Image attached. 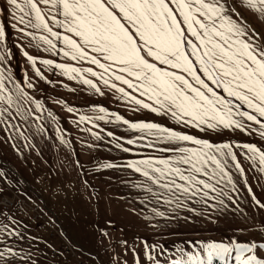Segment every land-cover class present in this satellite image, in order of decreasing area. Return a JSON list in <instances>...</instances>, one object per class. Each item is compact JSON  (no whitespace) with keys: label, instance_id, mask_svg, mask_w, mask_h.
Returning a JSON list of instances; mask_svg holds the SVG:
<instances>
[{"label":"rangeland","instance_id":"1","mask_svg":"<svg viewBox=\"0 0 264 264\" xmlns=\"http://www.w3.org/2000/svg\"><path fill=\"white\" fill-rule=\"evenodd\" d=\"M238 10L264 32V22L253 10L245 5ZM18 15L8 0H0V23L5 32L0 40L5 60L0 63L43 107L30 104L32 116L14 121L19 130L0 121V200L9 194L23 200L11 214L0 215V252H5L0 264H171L181 256L187 259L189 252L205 255L204 246L213 242L255 243L264 253L260 247L264 245V209L255 204L256 199L264 203V173L254 169L247 149L237 147L250 141L264 146L258 125L246 121L252 126L249 131L220 128L201 132L148 109L137 110L134 103L91 73H73L75 78L63 74L56 64L100 69L66 57L60 51L62 41L50 33L28 28L35 38L22 34L14 18ZM51 26L56 30L55 24ZM40 36H48L57 47L49 48ZM44 60L53 64L46 65ZM84 79L93 80L103 95L83 83ZM28 83L34 87L27 88ZM141 121L212 143L232 144L244 173L232 167L234 161L229 162L237 191L226 189L233 196L231 201L225 199L227 207L212 200L207 205L193 200L177 208L175 203H165L163 196L157 200L149 194L144 187L146 178L126 165L162 156L159 149L166 145L131 127ZM35 207L47 220L35 214ZM7 248L14 254H8ZM235 255L233 249L229 264H236ZM213 264L223 261L214 259Z\"/></svg>","mask_w":264,"mask_h":264},{"label":"snow or ice","instance_id":"2","mask_svg":"<svg viewBox=\"0 0 264 264\" xmlns=\"http://www.w3.org/2000/svg\"><path fill=\"white\" fill-rule=\"evenodd\" d=\"M8 4L19 11L14 18L22 34L35 38L28 28L50 33L62 41L60 51L66 57L100 69L56 64L63 74L75 78L73 73H91L134 103L137 110L148 109L185 127L201 132L220 128L249 131L252 126L247 121L258 125L264 137V32L238 10L245 5L264 22V0H8ZM4 36L0 23V40ZM39 39L51 49L57 47L48 36ZM28 59L36 63L34 57ZM4 60L5 54L0 53V62ZM42 63L52 65L53 61ZM36 71L40 74L38 68ZM83 83L103 95L93 80ZM33 103L43 107L0 63V121L19 130L14 121L32 116L29 105ZM131 127L166 145L159 149L164 155L126 165L146 178L145 190L157 200L163 196L165 203H175L177 208L193 200L205 205L212 200L227 207L225 199L233 200L226 190L237 191L229 162L234 161L232 167L241 174L244 168L232 144L212 143L154 122L141 121ZM237 147L247 149L254 169L264 173V150L251 143ZM255 204L264 209L259 199ZM233 249L236 264H264V253L255 243L214 242L204 246L205 255L189 252L187 259L181 256L171 264H213L214 259L229 264ZM6 252L14 254L12 248ZM4 255L0 252V257Z\"/></svg>","mask_w":264,"mask_h":264},{"label":"built area","instance_id":"3","mask_svg":"<svg viewBox=\"0 0 264 264\" xmlns=\"http://www.w3.org/2000/svg\"><path fill=\"white\" fill-rule=\"evenodd\" d=\"M21 203L22 199L17 194L4 195L0 200V215L11 214ZM34 211L38 217L46 220L45 215L38 207H35Z\"/></svg>","mask_w":264,"mask_h":264},{"label":"crops","instance_id":"4","mask_svg":"<svg viewBox=\"0 0 264 264\" xmlns=\"http://www.w3.org/2000/svg\"><path fill=\"white\" fill-rule=\"evenodd\" d=\"M251 144H255L257 147L261 148V149H264V146L262 145V143H255V142H252L250 141Z\"/></svg>","mask_w":264,"mask_h":264}]
</instances>
